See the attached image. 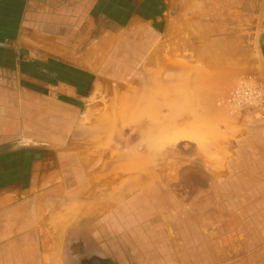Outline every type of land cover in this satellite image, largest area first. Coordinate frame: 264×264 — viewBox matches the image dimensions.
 <instances>
[{
  "label": "rangeland",
  "instance_id": "obj_1",
  "mask_svg": "<svg viewBox=\"0 0 264 264\" xmlns=\"http://www.w3.org/2000/svg\"><path fill=\"white\" fill-rule=\"evenodd\" d=\"M133 1L134 12L150 17L155 28L143 32V40L133 38L131 49L112 52L105 60L111 70H96L93 58H81L83 65L59 54L50 58L25 41H5L19 28L13 11L1 5L24 9L25 1L0 0V190L15 179L28 183L27 165L43 158L54 162V184L62 182L63 194L85 189L92 202L95 184L101 192L111 179L123 184L125 164L131 163L151 173L147 186L155 205H170L178 217L171 222L188 229L195 211L190 199L204 195L211 179L200 172L199 152H221L219 162L230 153L252 161L246 152L264 147V0ZM94 39L79 42L80 57L92 54ZM193 127H200L201 144L181 135L192 134ZM244 185L239 180L233 186ZM68 241L66 264H112L88 235L74 232ZM246 253L231 250L222 258L215 251L207 262L200 252L197 264H264V253L241 260ZM184 255L182 264L188 262Z\"/></svg>",
  "mask_w": 264,
  "mask_h": 264
},
{
  "label": "crops",
  "instance_id": "obj_2",
  "mask_svg": "<svg viewBox=\"0 0 264 264\" xmlns=\"http://www.w3.org/2000/svg\"><path fill=\"white\" fill-rule=\"evenodd\" d=\"M24 1V9L16 4L1 5V10L13 11V25L19 28L14 38L5 41H25L36 49L42 48L50 58L59 54L62 59H79L83 65L85 58H93L96 70H111L105 60L112 52L131 49L129 43L133 38L143 40L147 35L143 32L155 28L150 17L134 12L133 0ZM90 36L96 37L97 44L91 55L80 57L79 42ZM56 42L68 45L54 48ZM71 42L79 44L70 46ZM251 149L246 153L253 156L252 161L230 153L231 159L227 156L219 162L215 158L221 153L199 152L204 161L200 163V172L211 179L204 195L198 193L190 199L195 211L190 213L188 229L182 228L180 222H171L178 217L171 213L170 205H155L156 198L147 186L151 181L147 169L125 164L123 184L111 179L109 190L103 192L95 184L94 193H90L93 200L89 202L85 200V189L77 196L63 194L62 182L54 184V162L36 158L40 162L27 165L28 183L15 179L0 190V264H66L65 252L74 232L91 237L100 254L112 264H182L183 254L188 259L186 264H197L198 253L208 262L213 261L215 251L221 252L223 258L228 251L245 250L241 260L263 254L264 147ZM15 154L21 155L22 151ZM86 155L84 152V161L90 162L91 156ZM239 180L245 185L238 189L233 185ZM85 187L79 186L80 190ZM163 187L160 189L166 194ZM170 203L176 205L174 200ZM196 206H205V210H197ZM216 207L222 211H216Z\"/></svg>",
  "mask_w": 264,
  "mask_h": 264
},
{
  "label": "bare ground",
  "instance_id": "obj_3",
  "mask_svg": "<svg viewBox=\"0 0 264 264\" xmlns=\"http://www.w3.org/2000/svg\"><path fill=\"white\" fill-rule=\"evenodd\" d=\"M180 1H181V0H180ZM182 1H183V0H182ZM182 1H181V3H182ZM179 14H180V13H179ZM181 17H182V16H181ZM182 19H183V17H182ZM180 20H181V19H180ZM181 25H182V23H181ZM185 26H186V25H185ZM189 26H190V25H189ZM180 49H181V47H180ZM249 55H250V54H249ZM159 69H160V68H159ZM152 72H153V71H152ZM155 73H156V72H155ZM162 85H163V84H162ZM163 86H164V85H163ZM165 86H167V85H165ZM165 88H167V87H165ZM162 89H163V88H162ZM167 89H168V88H167ZM158 90H159V89H158ZM162 91H164V90H162ZM128 92H129V91H128ZM128 92H127V93H128ZM117 96H118V95H117ZM124 98H125V97H124ZM136 98H137V97H136ZM146 98H148V97H146ZM117 100H118V99H117ZM121 100H122V99H121ZM121 100H120V101H121ZM123 100H124V99H123ZM117 104H118V102H117ZM119 104H120V103H119ZM173 104H174V103H173ZM175 104H176V103H175ZM90 105H91V104H90ZM125 105H126V104H125ZM130 105H131V104H130ZM136 105H137V103H136ZM121 106H122V105H121ZM131 106H132V105H131ZM131 106H130V107H131ZM179 106H180V105H179ZM176 107H177V106H176ZM176 107H174V108H176ZM121 113H123V112H121ZM166 117H167V116H166ZM180 118H181V117H180ZM99 120H100V119H99ZM184 121H185V120H184ZM184 121H183V122H184ZM200 121H201V120H200ZM203 121H206V120H203ZM208 121H209V119H208ZM181 122H182V121H181ZM192 122H193V121H192ZM194 122H196V121H194ZM206 122H207V121H206ZM206 122H205V123H206ZM101 123L104 125L105 122H102V120H101V121H100V124H101ZM208 123H209V122H208ZM218 123H219V122H218ZM94 124H95V123H94ZM100 124H99V125H100ZM178 124L180 125L181 123H178ZM191 124H192V123H191ZM197 124H198V126H200V125H199L200 123H197ZM194 125H195V124H194ZM192 126H193V125H192ZM195 126H197V125H195ZM198 126H197V127H198ZM208 126H209V125H208ZM197 127L195 128V130H194V127H193V130H194V131H193L192 134H191V133L181 134L182 132H181L180 134L183 135L184 138H191V139H194V140L197 141L199 144H201V139L199 138V135H200L199 132H200V131L197 132L198 130H200V129H199L200 127L198 128V130H197ZM181 129L183 130L184 127H183V128H179L180 131H181ZM201 129H202V128H201ZM179 130H178V132H179ZM186 130H187V129H186ZM203 130H204V129H203ZM183 131H184V130H183ZM184 132H185V131H184ZM186 132H187V131H186ZM204 133H205V131H204ZM174 134H175V135H174ZM174 134H172V135L176 136V134H177L176 137H179V136H178V133H175V132H174ZM202 134H203V133H202ZM205 134H206V133H205ZM176 137H174V138H176ZM179 138H181V137H179ZM182 138H183V137H182ZM220 153H221V152H220ZM223 153H224V152H223ZM220 155H222V153H221ZM224 155H225V154H223V156H224ZM220 157H221V156H220ZM217 158H219V156H217ZM217 158H216V160H217ZM223 160H224V159H223ZM209 162H210V161H209ZM220 162H221V161H220ZM212 163H213V162H212ZM115 175H116V174H115ZM98 193H99V192H98ZM90 198H91V197H90Z\"/></svg>",
  "mask_w": 264,
  "mask_h": 264
}]
</instances>
